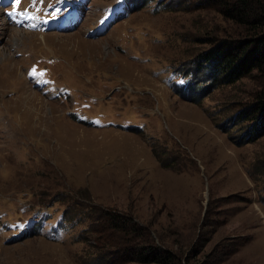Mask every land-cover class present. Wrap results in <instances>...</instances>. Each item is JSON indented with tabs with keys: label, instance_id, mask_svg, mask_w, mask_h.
I'll use <instances>...</instances> for the list:
<instances>
[{
	"label": "rangeland",
	"instance_id": "1",
	"mask_svg": "<svg viewBox=\"0 0 264 264\" xmlns=\"http://www.w3.org/2000/svg\"><path fill=\"white\" fill-rule=\"evenodd\" d=\"M117 1L72 22L0 1V264H139L147 244L264 264V136L240 118L259 80L201 67L233 27L213 0Z\"/></svg>",
	"mask_w": 264,
	"mask_h": 264
},
{
	"label": "trees",
	"instance_id": "2",
	"mask_svg": "<svg viewBox=\"0 0 264 264\" xmlns=\"http://www.w3.org/2000/svg\"><path fill=\"white\" fill-rule=\"evenodd\" d=\"M213 3L223 20L233 29L229 28L230 34L227 31L222 38L210 42L209 45L213 47L202 59V70L212 72L230 84L255 73L259 90L246 104L240 118L250 121L248 133L264 136V0H213ZM136 7L137 3L134 9ZM188 88L186 86L185 90ZM111 221L119 229L124 223L119 216L113 217ZM159 253L162 252L157 247L147 244L132 261L139 264H174L171 253L163 252L164 257ZM113 261L116 262V259Z\"/></svg>",
	"mask_w": 264,
	"mask_h": 264
},
{
	"label": "bare ground",
	"instance_id": "3",
	"mask_svg": "<svg viewBox=\"0 0 264 264\" xmlns=\"http://www.w3.org/2000/svg\"><path fill=\"white\" fill-rule=\"evenodd\" d=\"M2 28H3V27H2ZM19 33H21V32H19ZM15 34H16V33H15ZM86 43H87V42H86ZM183 88H184V86H182V87L179 88V89H183ZM233 124H234V123H233ZM230 125H231V124H230ZM230 125H229V126H230ZM237 127H238V126H237ZM224 129H225V128H224ZM232 130H233V129H232ZM235 132H236V131H235ZM53 247H54V246H53ZM55 248H56V247H55ZM55 248H53V249H55ZM62 248H63V247H62ZM58 249H59V248H58ZM58 249H57V250H58ZM60 250H61V249H60ZM60 250H59V251H60ZM55 252H56V251H55Z\"/></svg>",
	"mask_w": 264,
	"mask_h": 264
},
{
	"label": "snow or ice",
	"instance_id": "4",
	"mask_svg": "<svg viewBox=\"0 0 264 264\" xmlns=\"http://www.w3.org/2000/svg\"><path fill=\"white\" fill-rule=\"evenodd\" d=\"M20 3V0H14V4Z\"/></svg>",
	"mask_w": 264,
	"mask_h": 264
}]
</instances>
